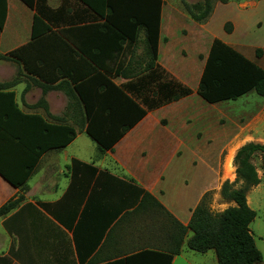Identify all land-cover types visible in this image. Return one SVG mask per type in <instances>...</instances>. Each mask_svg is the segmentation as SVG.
Wrapping results in <instances>:
<instances>
[{
    "label": "trees",
    "instance_id": "obj_1",
    "mask_svg": "<svg viewBox=\"0 0 264 264\" xmlns=\"http://www.w3.org/2000/svg\"><path fill=\"white\" fill-rule=\"evenodd\" d=\"M35 11L32 38L40 42L43 36L52 33L65 9L53 10L47 0H21ZM103 21L98 27L103 34L113 30L123 41L137 40L141 32L149 50L150 63L147 73L139 80L146 84L145 97L141 103L127 95L125 89L115 86L103 77L106 88H111L130 105L128 114L134 116L128 123L120 115L119 108L108 106L91 107L87 103L81 87L77 91L85 104V114L89 120L86 128L101 152L112 150L123 136L141 121L149 111L156 110L192 95V90L182 83L169 79L157 66L160 37L162 0H75ZM226 3V0H220ZM247 1V0H243ZM259 1V0H256ZM212 0H200L189 6L183 4V11L198 24H206L214 11ZM1 26L4 27L7 4L0 0ZM227 34L233 32V24H225ZM31 44L9 55L0 54V61H20L25 68L27 61L23 53ZM15 83L0 84V176L13 187L24 190L42 156L50 150L66 148L76 138V130L64 123H48L39 115L22 112L15 94L5 92ZM251 91L264 98V69L249 60L242 53L215 39L212 43L197 94L209 104L237 101ZM45 104L41 99L39 105ZM142 106V107H141ZM259 151L264 154V146L247 145L237 156L240 166L237 180L243 181L241 189H234L226 182L222 195L236 207L222 213H214L207 206L206 194L193 211L187 226L177 221L150 193L136 186L132 181H124L108 172L98 171L92 165L73 160L70 167L71 183L62 199L51 204H26L18 212L4 221V227L11 236L19 240L17 249L0 258L1 264H54L70 257H76L78 264H94L91 257L102 244L106 234L115 228H135L139 239L149 242L134 247L131 253L120 259L104 264H172L179 256L186 242L189 250L198 253L214 251L218 264H264L250 225L257 213L248 205L247 194L258 186L261 179L256 168L249 163L248 155ZM249 152L247 156L245 154ZM25 200L23 195L10 199L0 208V218L17 210ZM34 209L40 218L26 219V211ZM44 212V213H43ZM29 223L34 228L49 226L44 236L31 235ZM142 228L144 231H142ZM192 237L186 241L188 233ZM72 237H69V234ZM49 250L51 259L43 261ZM52 252V253H51ZM61 264V263H58Z\"/></svg>",
    "mask_w": 264,
    "mask_h": 264
},
{
    "label": "crops",
    "instance_id": "obj_2",
    "mask_svg": "<svg viewBox=\"0 0 264 264\" xmlns=\"http://www.w3.org/2000/svg\"><path fill=\"white\" fill-rule=\"evenodd\" d=\"M162 1L156 64L165 71L169 79H174L188 88L190 83L198 85L199 88L210 52L207 48L211 47L217 38L213 41L206 39L204 37L206 29L198 33L202 36L199 40L205 55L198 53L199 63L191 66L189 56L186 54L188 50L178 46V41L181 43V40L188 41L191 36H182L183 39L177 40L179 30H175L174 27L180 21L187 26L198 23L192 20L183 8L179 9L177 5L166 7L164 0ZM226 1V3L220 1L221 4L215 3L208 22L199 25L209 26L216 8L220 5L238 4L244 8L264 0H235L236 3L233 0ZM6 4V20L0 32V54L9 55L30 44L31 46L23 53L27 61L26 68L20 61H0V84L15 83V86L5 92L15 94V101L25 114L39 115L52 124L70 125L76 130L77 135L66 148L50 150L42 156L24 190L13 187L0 176V208L12 198L19 195L25 197L17 210L0 218V258L7 257L12 248L17 249L19 246L18 238L6 231L4 221L26 204L38 207L40 204H51L62 199L71 183L70 167L73 160L92 165L98 171L108 172L124 181H132L136 186L150 193L177 221L187 226L193 211L211 191V186L201 189L196 198L192 197V199L187 181L184 184L180 182L178 187L173 182L177 177L176 170L172 171L173 165L179 157L184 154L195 155L197 151L210 146L209 118L203 115L202 110L206 108L201 103L198 104L197 112L188 111L191 106L196 107L190 102L196 92L190 88L193 92L191 96L149 111L114 145L112 150L101 152L99 145L86 132L89 120L77 87L83 85L81 91L89 106L117 107L120 115L124 117V122H130L134 116L126 112V108L129 106L130 109V105L122 97H117L116 91L105 87L101 75L108 78L115 86L125 89L128 96L141 103L145 97L146 84L139 80L147 73L150 63L145 33L141 32L133 43L129 40L123 41L113 30L104 34L100 32L98 26L103 21H98L97 15L88 11L89 9L83 4L75 0H47L48 7L53 10L60 9L63 5L65 9L53 24L52 33L43 36L40 42L34 43L32 30L35 11L21 0H6ZM1 12L0 5V26ZM224 43L255 62L251 57L249 58L250 53L235 48L229 40ZM41 99L45 104L39 105ZM218 104L220 103L210 104L212 105L210 108L216 109L219 107ZM194 124H205V127L195 130V126L192 127ZM219 151L220 147L217 154L220 153ZM232 160L233 157L230 158L231 165ZM208 166L216 181V170L209 164ZM227 173L232 176L234 173L232 167ZM35 174H37L36 178ZM259 178L262 179L260 176ZM263 185L260 183L248 192L249 206L250 194L263 188ZM174 191L177 192V198H168ZM232 207H236V204L233 203ZM38 209L40 210L39 207ZM26 214L27 221L40 218L39 212L34 209H28ZM46 228H34L32 223L28 226L31 235L36 233L44 236L49 226ZM122 229L112 228L106 234L102 244L91 257V262L104 264L120 259L131 253L139 244L149 242L146 237L140 240L135 228H132L134 235L126 234ZM68 234L71 238L72 234ZM188 239L187 237L186 241ZM184 246L186 242L181 254L174 257L172 264L183 257ZM51 257L47 250L43 261L47 262ZM58 263L68 262L61 259ZM11 264L20 263L12 261ZM69 264H78L76 257L71 256Z\"/></svg>",
    "mask_w": 264,
    "mask_h": 264
},
{
    "label": "rangeland",
    "instance_id": "obj_3",
    "mask_svg": "<svg viewBox=\"0 0 264 264\" xmlns=\"http://www.w3.org/2000/svg\"><path fill=\"white\" fill-rule=\"evenodd\" d=\"M199 1L164 0L166 7L177 5L180 7L179 9L183 8L184 3L191 6ZM212 1L221 4L220 0ZM233 1L235 2V0ZM249 2L253 3V1ZM228 22L233 24V32L229 35L224 30L225 24ZM205 27L199 24L187 26L182 24L181 21L175 24L174 29L179 30L177 40L183 39L182 36H191L188 41L181 40L182 43L178 41L179 47H185L188 50L186 54L189 56L191 66L199 63L198 53L205 55V50L202 51L199 40L202 36L198 33L206 29L204 35L206 39L213 41L217 38L223 42L229 40L235 48L244 53H250L249 58L251 57L257 65L264 69V1L244 8L238 4L220 5L216 8L210 25ZM209 47L207 51L210 50L211 47ZM197 86L190 83V88L196 92L190 102L195 104L196 107L191 106L188 111L195 112L199 109L198 106L201 103L206 108L202 110L203 115L209 118L210 146L197 151L195 155L184 154L179 157L173 165L172 171L176 170L175 174L177 176L176 181L173 182L178 187L180 182L184 184L187 181L191 198H196L201 189L211 186V191L205 199L207 206L214 213H222L231 208L234 203L223 197V185L229 182L234 189H241L244 186L243 181L237 180V169L240 166V160L237 159L239 151L247 145L264 146V98L258 96L255 91H251L248 93L249 95L247 94V96L239 98L237 101L220 103L218 104L219 107L214 109L210 108L212 105L206 103L197 95ZM194 126V129L198 130L205 127V124H194L192 127ZM219 147L220 153L217 154ZM248 154L249 152L245 156ZM231 157H233L231 167L234 172L232 176L227 173L228 159ZM248 161L256 168L258 176L262 178L261 183L264 184V154L259 151L252 152L248 155ZM208 164L216 170V181ZM34 176L36 178L37 174ZM250 197V208L257 213V217L250 225V231L264 261V185L263 188L252 192ZM168 198H177V192L174 191ZM122 231H125L128 235L135 234L134 229L123 228ZM142 231H144L143 228ZM191 237L192 233L190 232L188 238ZM175 264H218V261L213 251L198 253L190 251L187 246H184L183 257L179 258Z\"/></svg>",
    "mask_w": 264,
    "mask_h": 264
},
{
    "label": "bare ground",
    "instance_id": "obj_4",
    "mask_svg": "<svg viewBox=\"0 0 264 264\" xmlns=\"http://www.w3.org/2000/svg\"><path fill=\"white\" fill-rule=\"evenodd\" d=\"M230 170H231V161L230 159H228V171L230 172Z\"/></svg>",
    "mask_w": 264,
    "mask_h": 264
}]
</instances>
